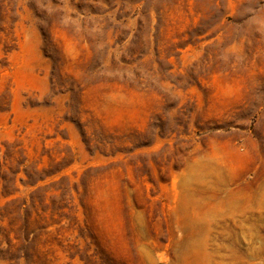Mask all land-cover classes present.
<instances>
[{
    "label": "rangeland",
    "instance_id": "1",
    "mask_svg": "<svg viewBox=\"0 0 264 264\" xmlns=\"http://www.w3.org/2000/svg\"><path fill=\"white\" fill-rule=\"evenodd\" d=\"M0 264H264V0H0Z\"/></svg>",
    "mask_w": 264,
    "mask_h": 264
}]
</instances>
